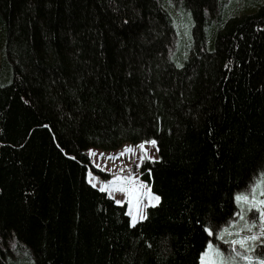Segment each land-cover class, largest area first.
I'll use <instances>...</instances> for the list:
<instances>
[{"label":"trees","instance_id":"1","mask_svg":"<svg viewBox=\"0 0 264 264\" xmlns=\"http://www.w3.org/2000/svg\"><path fill=\"white\" fill-rule=\"evenodd\" d=\"M179 1L188 44L170 53L165 0H0V264L222 251L235 195L264 170V2ZM153 140L137 170L159 202L134 222L86 180L107 175L86 150Z\"/></svg>","mask_w":264,"mask_h":264},{"label":"rangeland","instance_id":"2","mask_svg":"<svg viewBox=\"0 0 264 264\" xmlns=\"http://www.w3.org/2000/svg\"><path fill=\"white\" fill-rule=\"evenodd\" d=\"M227 2L229 1L227 0ZM263 2L264 0H235V9L238 13L242 11L239 7L243 8L244 12H251ZM165 3L176 19L177 32L169 45V52L174 53L180 44L179 41L182 42L183 49L188 44L185 24L180 16L181 11H185V8L181 6L179 0H165ZM149 142H124L119 147L111 150L92 147L86 150L91 164L107 174L106 177L102 178L87 171L86 180L99 189H106L105 191L116 202H125L131 221H134L133 218L135 220L140 219V216L144 215L146 205L156 203L155 197L157 196L149 191L147 184L139 178L137 170L142 158L152 159L157 157L155 145ZM141 144L144 145L143 149L139 147ZM126 148H131L132 151H125ZM262 178H264V170L261 175L255 177L245 190L235 195L237 203L235 215L217 233V236L222 237L221 239L224 241H222L224 245H218V248L222 251L220 252L212 243L208 242L205 250L200 255L198 264H207L209 261H214L215 264H261L263 260L253 254L252 248L256 243L264 242V233H262V228H264V223H262L264 221V215H262L264 205L258 203L253 205L250 194ZM241 196H249V202L238 200L237 197ZM257 200H264V196H257ZM241 216L243 219L240 218ZM245 224L255 226L249 228ZM252 236L258 238L245 240L243 247L239 244L233 245L230 243L233 240H242L245 237ZM209 245H212V249H209ZM10 248L13 249L12 243H10ZM22 252L18 251L17 254H23ZM216 252L220 255L217 256ZM205 253H208V255L205 256ZM14 255L11 254L12 257Z\"/></svg>","mask_w":264,"mask_h":264},{"label":"snow or ice","instance_id":"3","mask_svg":"<svg viewBox=\"0 0 264 264\" xmlns=\"http://www.w3.org/2000/svg\"><path fill=\"white\" fill-rule=\"evenodd\" d=\"M149 143L155 144L156 141L153 140V141H150ZM139 147L141 149H143L144 145L141 144V145H139ZM125 151H132V149L131 148H126ZM121 155H123V153H121ZM117 179H119V177H117ZM105 190L106 189L101 188V191H105ZM250 195H251V202L253 203V205H255L257 203L261 204V205H264V200H257V196H264V178H262L261 181L256 185V187L253 189V191H252V193ZM237 199L240 200L241 202H249V196H241V197H237ZM155 200L158 203L159 202V197H155ZM117 202L119 203L120 201H117ZM262 215H264V213H262ZM240 218L243 219L242 216ZM140 219L143 220V219H146V217L141 215ZM133 220L135 222V218H133ZM262 223H264V221H262ZM245 226L250 228V227H253L255 225H247V224H245ZM225 231H227V230H225ZM262 233H264V228H262ZM257 238L258 237H256V236L245 237L242 240L230 241V243L233 244V245L239 244L241 247H243L245 240H248V239L255 240ZM209 249H212V245H209ZM204 255L207 256L208 253H205ZM216 255L218 256L220 254L218 252H216ZM207 264H215V262L214 261H209V262H207ZM261 264H264V261H262Z\"/></svg>","mask_w":264,"mask_h":264}]
</instances>
